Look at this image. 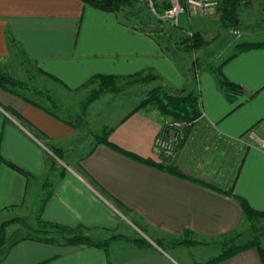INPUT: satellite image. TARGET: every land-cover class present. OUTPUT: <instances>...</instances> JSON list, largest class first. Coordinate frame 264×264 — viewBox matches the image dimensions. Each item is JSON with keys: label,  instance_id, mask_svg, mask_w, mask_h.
I'll return each mask as SVG.
<instances>
[{"label": "crops", "instance_id": "crops-1", "mask_svg": "<svg viewBox=\"0 0 264 264\" xmlns=\"http://www.w3.org/2000/svg\"><path fill=\"white\" fill-rule=\"evenodd\" d=\"M259 5L264 8V0H248L241 6L240 27L245 30L238 42L264 40ZM184 18L183 28L207 23ZM171 35L164 45L157 34L127 27L113 13L81 0H0L2 72L10 75L9 68L16 63L18 75L33 76L42 90L65 98V92L78 97L81 86L95 74L115 76L120 84L126 81L123 78L148 69L154 79L130 85L127 91L134 94L138 86L171 91L196 88L202 112L179 145L173 172L142 160H159L153 141L171 119L154 107L128 116L145 93L107 123L113 127L109 141L139 157L134 158L103 143L92 142L84 149L78 127L28 103V91L16 94L0 86V157L31 175L27 179L0 162V213L11 210L24 215L34 208L36 220L80 228L96 240L114 234L132 240L126 223L142 227L148 243L117 238L105 251L25 239L2 251L0 264H202L220 253L221 240L247 226L238 198L264 210V49L237 52L238 42L234 44L227 57L237 53L221 69L244 92L229 101L209 65L197 61L182 66L175 59L170 51L175 43L179 58L184 53L179 51L180 41V45L178 40L170 42ZM22 61L30 68L21 71ZM108 96L116 99L120 94ZM105 97L87 107V119L106 118L110 101ZM16 114L31 127L24 126ZM104 126L101 123L97 130ZM35 129L63 151L66 162L53 155L45 140L35 138ZM58 168L66 170L60 178ZM231 188L232 194L227 192ZM157 239L191 243L163 249L155 244ZM211 264H264V252L248 247Z\"/></svg>", "mask_w": 264, "mask_h": 264}, {"label": "trees", "instance_id": "trees-1", "mask_svg": "<svg viewBox=\"0 0 264 264\" xmlns=\"http://www.w3.org/2000/svg\"><path fill=\"white\" fill-rule=\"evenodd\" d=\"M84 4L89 5L93 8L106 11L109 13H113L117 20L130 28L146 32V33H153L158 34L161 33V29H155L150 30L149 28L142 27L138 23H140V20L133 21V17H137L136 12L134 11L136 5H138V2L136 0H112L110 5H106L101 2V0H81ZM247 0H219L217 8H216V16L217 20L219 22V25L222 29L225 30H231L235 29L240 25V19H239V10L241 6L246 3ZM12 47L16 46L14 40H11ZM180 44H185L186 48L188 49H198L205 44H207L205 38L199 33V32H192L190 36H185L180 40ZM187 44V45H186ZM235 50L237 52L239 51H247L252 49H264V40L262 41H242L238 42L234 46ZM236 52V53H237ZM234 53V54H236ZM231 55L227 58H225L219 65H210L208 67V70L214 75L216 85L219 90L226 96V98L229 101H233L236 99L239 95H241L244 90L243 88L231 81H229L225 75L222 72V64L226 62L230 57L234 56ZM48 77L52 79H56L53 76L48 75ZM154 79V76L152 74L151 70H144L142 72H138L132 76H129L127 78H123V80H126L121 84L118 83L120 80L119 78L112 76V75H104V74H95L91 76L82 86L80 89H86L90 86H95V89L87 95L83 100L79 101V106L82 110V112H85L89 104L94 102L98 96L102 93H109V94H117L121 92V90L125 87H128L130 85H134L137 83H148ZM0 86H3L10 90L11 92H14L16 94H19L18 91H28V95L31 98L26 97V101L28 103L33 104L37 108L42 109L46 113L50 114L51 116L60 119L64 121L65 123L73 126L76 128L78 125L75 123V120H73L71 117L69 118H62L60 115L57 114L55 111V108L58 107V104L55 102L54 98L51 94H49L47 91L42 90L41 88H38L36 86L30 85L28 80L22 81L21 79L15 78L5 72H2L0 70ZM33 97L44 100L49 104V106H44L40 103H38L39 100L34 99ZM146 107H154L157 109V111L164 117H170L171 120H177L187 123V128H185L183 138L185 134L187 133V130L191 126V124L202 114L199 104V94L196 88L190 91H171L166 89L163 86H155L151 88L145 96L139 101V103L129 112L128 116L133 114L134 112L146 108ZM17 119L23 123L24 126H27L28 128L31 127L28 122L24 120L23 117L19 115H15ZM113 130V127H103L98 132H94L92 134L93 140L95 144L103 143L107 146H110L114 149H117L118 151L124 152L134 158H139L133 154L127 153L124 150L120 149L119 147L115 146L113 143L109 141V135L111 134ZM32 132V131H31ZM33 135L38 140L42 139L45 140V144L49 147L50 151L53 153V155L60 159L64 160L63 151L60 148L53 147L46 141V136L42 134L41 132H37L33 130ZM181 140V142H182ZM180 142V143H181ZM159 160L157 162L151 160V159H142L143 161L150 163L152 165H156L159 168H162L163 170L167 171H177L173 167V160L167 159L159 155ZM0 162L5 163L12 169L16 170L17 172L24 175L27 179L31 178V175L22 170L21 168L15 166L14 164L5 161L0 157ZM54 160H50V164L52 169L54 168ZM64 168H58L57 171V177L60 178L65 173ZM179 174V172H177ZM49 186V184H48ZM50 188V187H49ZM228 193L232 194V188L227 190ZM239 202L241 204L242 210H243V217L244 220L248 226V230L252 233L249 238H247L244 241H239V237L241 236L240 232H235L232 237L225 238L220 241L221 243V250L220 253L213 257L206 262L202 264H211L217 261H220L222 259H227L238 252L248 248V247H255L258 249L260 253L264 252V248L261 244V238L264 237V231L256 226V223L263 222L264 221V210H255L251 208L247 202L242 199L238 198ZM39 218V214H38ZM17 221H22L21 219ZM39 221V227L36 229H31L30 227L27 228V233H25L23 236H20L14 240H12L5 248V250L12 245H14L16 242L25 240V239H33L37 241H43L48 243H64L66 245L79 247V246H91L96 248H101L105 251L108 250V246L110 242L117 238H124L126 240L132 241L138 245H148L147 242L141 240V239H135L132 240L126 238V236L122 234H116L111 236L110 238H106L103 240H96L93 239L85 234H83L80 231V228H71L63 225H59L56 223L51 222H44L40 219ZM23 223V222H22ZM3 227V226H2ZM142 231L144 229L140 226H138ZM3 229L1 228L0 233V244H2L4 236H3ZM50 231H54V233H58L60 236L59 240H56L52 238L51 236H48L50 234ZM160 246H165L167 244H170L171 242H166L162 239H157L155 241ZM175 243V242H174ZM191 242L187 240L179 241L175 244L184 245L189 244ZM0 255V259H1Z\"/></svg>", "mask_w": 264, "mask_h": 264}, {"label": "rangeland", "instance_id": "rangeland-1", "mask_svg": "<svg viewBox=\"0 0 264 264\" xmlns=\"http://www.w3.org/2000/svg\"><path fill=\"white\" fill-rule=\"evenodd\" d=\"M262 2H261V4H262ZM258 10L262 11L261 15L264 17V8H261L259 5ZM134 11L136 12L137 17H135V18L133 17V21L134 20L135 21L140 20V23H138V24L141 25L142 27L149 28L151 31L155 30L157 28L161 29V33L158 34V37L162 38L164 45L167 44L166 38H167L168 34H172L171 35L172 38L170 39L171 40L170 42H175L176 40H178V44H179V41L183 37L190 36V34L195 30L200 31V33L205 37V40L207 42V44H205L204 46L194 50V49L186 48L185 44H181V45L179 44L180 45L179 51L184 53V55L182 54L183 57H181V58H179L181 55L179 56L178 52L175 50L176 49V43H175L174 49L173 48H172V50L170 49L172 55L175 56V59L179 63H181L182 66H185V65H187V66L191 65L192 66L193 62H197V61H199L198 62L199 65H205V66L218 65L224 58H226L228 55H230L233 52L234 44L236 42L242 40L243 36H244L243 31L245 30V28L240 27V25L237 28L231 29V30L222 29L220 27L219 23L217 22L218 21L217 16L200 17L197 15H193L192 19H195L198 21L206 20L207 23H206L205 27H196V25H195L190 29L189 25H187L186 28H183V26L185 27L184 24L186 23V20H185L183 15L180 16V18L178 20L180 23V26L178 25L179 27L177 26V28H176L174 26L169 25L167 22L159 20L157 17L151 15L149 13V11L144 7V5H142L140 3H138V5H136ZM192 19L190 21H193ZM258 38L262 39L263 36H258ZM173 45L174 44H172V46ZM177 47H178V45H177ZM16 60L17 59H14V61H16ZM208 60L210 62H207ZM21 64H23V66L20 65L22 67V68L20 67L21 71L23 69L27 70L30 68V64L28 62L24 63V61H22ZM11 68L12 67L9 68L11 70V74H10L11 76L18 78V79L20 78L22 81L28 80L30 85H33V86L38 85L36 87L41 88V85L33 79V76H31L32 77L31 78L32 80H31V79H29V76H27V78H26L25 76L22 77V75H18L17 70H16L17 69L16 63L12 68L13 71ZM191 68H192V70H194V66ZM29 71H31V70H29ZM120 84L122 85V83H120ZM137 84H141V83H137ZM128 87L123 88L121 90V92L118 93V94H120V96L117 97L116 99H113L112 96H108L109 93H102L98 96L97 99L102 98V96L105 95L106 97L103 100L104 101L105 100L110 101V107L107 108L108 110H107L106 118L94 117V118L87 119L86 114H85L86 111L82 112V110L78 106L79 101L83 100L87 95H89L95 89V86H90L86 89L80 90L78 97L74 96V93L71 94L69 92H65V98H60L61 96L59 97L57 95L52 96L54 98L55 102L58 104V107L55 108V111L61 117H64V118L71 117L73 120H75V123L78 125L77 127L79 129L78 135H79V138H81V139H79V140H81V144H82L81 146L84 147V149H85L86 147L91 145L92 142H94L92 134L94 132H98L97 128H98V126H100L101 123L108 126V124H107L109 122L108 119L112 120L111 117L113 119L119 118L122 115L123 111L126 109V107L129 105V103H131L132 101H135V99H136L135 97H137V96L142 97L141 95H143V93L146 94L149 91V90H147V87H146V89L144 88V90H143V88L141 86H138L137 89L139 88L138 89L139 92H137L138 91L137 90L133 94V91H131V92H130V90L127 91ZM33 98L37 99L35 97H33ZM37 100L40 101V99H37ZM41 102H42V100H41ZM42 103L46 104V102H42ZM47 105L49 106V104H47ZM108 111L110 112V114H108ZM96 119H98V120L96 121ZM170 120H168V121H170ZM106 126H104V127H106ZM108 127H111V126H108ZM102 128L103 127H101L100 129H102ZM179 145L177 146L176 153L178 151ZM59 161L66 162V160H60V159H59ZM19 219H21L22 221H17ZM39 225H40L39 221H37L36 217H35L34 208L31 209V211L27 212L24 215H22L16 211H11V210L1 212L0 213V233H1V228H2L4 239H3L2 244H0V255H1V252L5 250L6 246L12 240H14L20 236H23L25 233H27L26 231H27L28 227H30L31 229H36L39 227ZM124 226H126V228H127L126 232H127L129 237H132L135 239H141L145 242L147 241V235L144 232H142L139 228H137L136 226L132 227L131 225H127L126 223H124ZM256 226L260 227L264 231V221L256 223ZM239 232L241 233V236L238 239L239 241L246 240L252 234L247 229V226H243V229H241ZM49 233L50 234H48V236H51L52 238H54L56 240L60 239V236L58 233H54V231H50ZM114 235H116V234H114ZM111 236H113V235H111ZM110 237H107V238H110ZM103 239H106V238H103ZM103 239H101V240H103ZM180 241H182V240H180ZM174 242L177 243L179 241L173 240V241H171L170 244H167L165 246H160L157 243H155V244L164 249V248L172 246V245H179V244H175ZM261 244L264 245V237L261 238Z\"/></svg>", "mask_w": 264, "mask_h": 264}, {"label": "built area", "instance_id": "built-area-1", "mask_svg": "<svg viewBox=\"0 0 264 264\" xmlns=\"http://www.w3.org/2000/svg\"><path fill=\"white\" fill-rule=\"evenodd\" d=\"M159 20L179 25L180 16L188 18L215 16L219 0H136ZM187 123L177 120L166 121L153 141V150L164 158L174 160ZM264 148V145H263Z\"/></svg>", "mask_w": 264, "mask_h": 264}, {"label": "water", "instance_id": "water-1", "mask_svg": "<svg viewBox=\"0 0 264 264\" xmlns=\"http://www.w3.org/2000/svg\"><path fill=\"white\" fill-rule=\"evenodd\" d=\"M101 2L106 4V5H110L112 0H101Z\"/></svg>", "mask_w": 264, "mask_h": 264}]
</instances>
